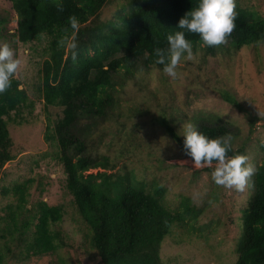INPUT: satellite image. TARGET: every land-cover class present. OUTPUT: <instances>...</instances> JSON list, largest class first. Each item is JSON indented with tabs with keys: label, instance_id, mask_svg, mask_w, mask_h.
I'll list each match as a JSON object with an SVG mask.
<instances>
[{
	"label": "trees",
	"instance_id": "trees-1",
	"mask_svg": "<svg viewBox=\"0 0 264 264\" xmlns=\"http://www.w3.org/2000/svg\"><path fill=\"white\" fill-rule=\"evenodd\" d=\"M9 1L16 13L13 38L22 43L47 38L48 54L39 69L40 93L45 108L58 107L59 115L53 121L47 113L44 138L57 148L65 186L72 196L75 212L85 224L90 247L100 264H161L164 237L173 230H186L190 226L186 218L195 217L201 207L184 193L176 192L173 200L168 201L167 196L173 193L164 184L156 179H143L123 165L112 170L116 162L101 151L95 156L89 153L92 150L87 149V140H91L99 120L114 119L117 130L126 131L125 122L120 119L126 112L120 109L122 103L117 96L118 89L114 88V74L121 69L133 77L152 66L163 70V65L156 63L155 49H167V35L179 30L178 20L195 8L198 0H123L109 19L100 16L108 0ZM235 5V27L224 43L205 46L198 34L185 31L193 49L202 51L203 59V55L214 56L218 48L229 52L224 56L232 60L229 79L236 77L242 68L237 57L241 49L254 50L251 60L257 73H264V17L251 7L241 5V0H235ZM70 16H76L79 22L75 34L69 23ZM5 20L0 19V36ZM72 40L77 44L75 59L73 50L67 46ZM12 48L15 51L14 45ZM205 64H201V77L208 74ZM207 78L201 80L207 84ZM21 84V79L14 75L11 86L0 93V174L12 158V138L6 117L28 105V93ZM222 95L234 107L242 109L240 101L228 90L222 91ZM127 102L126 109L138 110L137 114L149 110H140L139 105ZM158 117L185 154L182 137L170 125L174 119ZM82 118L87 121L84 129L79 130L77 124ZM256 118L254 115L251 122ZM194 121L197 129L208 137L230 136L228 156L243 154L255 169L246 184V202L237 209L234 218L237 225L234 235L239 237V242L233 264H264V153L259 154L264 152V141L258 139L256 149L254 145L247 149L235 147L232 145L234 133L227 123L205 122L198 116ZM104 134L102 130L95 140L102 141ZM31 181L26 178L3 189L15 201L5 205L6 216L0 217L1 236L6 237L0 243V264L4 262L3 248L9 249L13 238L24 241L26 257L53 252L65 242L60 231L51 227L62 219V206L48 204L43 199L34 203L36 208L27 206ZM216 192H211L212 197L217 198ZM30 224L34 228L27 235Z\"/></svg>",
	"mask_w": 264,
	"mask_h": 264
},
{
	"label": "rangeland",
	"instance_id": "rangeland-1",
	"mask_svg": "<svg viewBox=\"0 0 264 264\" xmlns=\"http://www.w3.org/2000/svg\"><path fill=\"white\" fill-rule=\"evenodd\" d=\"M108 1L100 12L104 19L113 18L114 11L123 0ZM241 5L251 7L264 17V0H241ZM1 18L6 20L2 23L0 43L15 46V56L20 60L15 75L21 79V86L28 93V105L6 117L12 138V158L4 164L0 174V217L6 216L5 205L15 201V197L5 195L3 189L31 178L27 206L36 208L34 203L40 199L62 206V219L51 227L59 230L65 241L53 252L26 257L22 247L24 241L13 238L9 249L3 248V264H100L89 245L85 224L71 204L72 196L65 186V173L57 148L44 138L47 113L53 121L59 115L58 107L45 108L40 93L39 69L48 54L47 38L27 43L13 38L16 13L9 0H0ZM219 50L214 56L203 55V59L202 51L193 49L194 58L183 60L175 79L157 66L139 71L133 77L120 69L114 74V88L118 89L117 96L122 103L120 109L126 112L120 118L125 122L126 131L120 133L114 119L99 120L98 126L92 130L91 140H87V149L92 150L89 153L95 156L101 151L116 162L112 170L123 165L143 179H156L164 184L173 193L167 196L168 201L173 200L176 192L184 193L201 207V212L195 217L186 218L190 223L186 230H173L164 237L160 249L161 264H233L236 258L239 237L234 235L237 228L234 218L238 214L237 209L246 202L247 185L239 190L215 184L212 171L216 163L213 162L211 167L195 168L168 128L158 121L161 115L173 118L170 125L182 141V124L193 123L196 116L205 122L227 123L234 133L232 145L235 147L247 149L254 145L256 149L258 139L264 141V73L258 74L251 60L255 56L254 50H238L242 68L233 79L228 78L232 60L224 57L229 52H224L225 48ZM204 62L208 74L201 77V64ZM206 76L207 84L201 80ZM224 90L240 101L241 110L223 98ZM128 100L139 105L140 110H149L141 114L136 113L138 110L129 111L126 109ZM254 115L258 118L251 122ZM86 121V118L80 119L77 124L79 130L84 129ZM102 130L105 133L102 141L95 140ZM96 170L91 169L93 172ZM212 191H217V198L212 197ZM2 225L0 243L6 239L1 236ZM33 228L34 225L30 224L26 234L30 235Z\"/></svg>",
	"mask_w": 264,
	"mask_h": 264
},
{
	"label": "clouds",
	"instance_id": "clouds-1",
	"mask_svg": "<svg viewBox=\"0 0 264 264\" xmlns=\"http://www.w3.org/2000/svg\"><path fill=\"white\" fill-rule=\"evenodd\" d=\"M235 0H198L195 8L187 11L177 24V31L167 35V49L157 48L156 63L163 65V71L171 78L178 77V66L183 60L194 58L192 41L186 38L185 31L196 33L205 46H217L225 42L235 27ZM69 23L73 34L78 30L76 16H70ZM68 48L75 59V40L68 42ZM20 60L8 43H0V93L11 86V78L17 73ZM184 131L183 150L191 157L195 168L216 167L212 171L215 184L243 190L254 173V167L247 163L243 154L228 156L230 136L211 138L200 132L195 124H182Z\"/></svg>",
	"mask_w": 264,
	"mask_h": 264
}]
</instances>
